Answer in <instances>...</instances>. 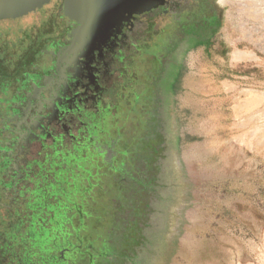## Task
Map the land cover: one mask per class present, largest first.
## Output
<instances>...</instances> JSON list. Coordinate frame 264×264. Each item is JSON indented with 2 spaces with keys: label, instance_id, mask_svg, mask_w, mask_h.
I'll use <instances>...</instances> for the list:
<instances>
[{
  "label": "rangeland",
  "instance_id": "rangeland-1",
  "mask_svg": "<svg viewBox=\"0 0 264 264\" xmlns=\"http://www.w3.org/2000/svg\"><path fill=\"white\" fill-rule=\"evenodd\" d=\"M211 1L220 17L213 41L186 48L166 40L167 0H61L58 17L68 21L70 31L43 53L48 64L57 60L58 74L15 84L9 120L15 142L10 149L0 146L1 162L7 160L6 151L9 157L17 153L25 89L29 121H24L30 131L37 119L48 118L50 124L78 131L80 121L62 112L75 104L91 111L108 109L116 113L117 126L120 120L126 123L122 108L127 96L140 100L144 93L138 76L142 69L150 87L148 107H141L146 115L138 136L112 135L101 152L77 163L78 180L84 181L80 188L70 187L77 179L62 171L61 195L72 201L46 210L56 221L34 226L40 206L29 209L23 229L29 247L18 251L19 264H71L78 257L75 264H264L263 15L261 9L242 8L240 0ZM54 2L44 0L24 15L0 21L11 20L14 29L25 26L29 32L14 40H23L30 51L35 42L43 44L39 32L45 23L56 19ZM156 48L172 51H163L160 68L150 63L153 57L143 64V53ZM14 51L9 52L13 60ZM237 53L244 59L236 60ZM99 55L108 61L103 78L93 67L92 57ZM80 65L87 67L90 85L79 81V69L72 78L79 82L74 83L75 99H63L60 87L68 88L69 72ZM137 84L142 88L138 93L133 89ZM86 86L92 93L89 102L82 93ZM39 158L44 155L30 154L31 172ZM90 161L97 167L84 170ZM124 161L127 179L121 180L125 189L119 195L107 174L118 175L117 164ZM71 214L82 215L85 226L72 227ZM95 221L103 223L89 224ZM77 234L84 240L80 235L72 239ZM97 238L111 244L101 246Z\"/></svg>",
  "mask_w": 264,
  "mask_h": 264
},
{
  "label": "flooded vegetation",
  "instance_id": "flooded-vegetation-1",
  "mask_svg": "<svg viewBox=\"0 0 264 264\" xmlns=\"http://www.w3.org/2000/svg\"><path fill=\"white\" fill-rule=\"evenodd\" d=\"M54 1L52 11H54L56 19L54 21L48 20L45 23L39 32L43 44L40 45L35 42L32 44L34 48L30 51L26 48L23 40H20L19 43L14 40L18 34H20V39H22L21 35L29 32V30L25 26L24 28L20 26L14 29L10 22L11 20L8 19L0 21V122L4 121V124L0 125V146H4L7 149L13 147L15 142L13 141L14 130L11 128L12 123L9 122V120H12L14 111L12 99L15 93V84L24 83L25 79L30 76L36 78V81H41L42 77L49 75L51 72L54 75L58 74L59 64L57 60L55 59L53 65H50L44 60L43 53L47 49L48 44L51 43L52 46L58 45L62 41L63 33L65 31L68 33L70 28L67 20L58 17L61 0ZM166 15V40L168 44L185 46L186 48H191L198 44L206 45L211 43L220 20L219 14L211 0H167ZM52 26L55 27L54 33L52 32L54 29ZM35 28L36 26L32 30ZM32 40H34L33 37ZM130 43H133L131 36L127 39L126 44L130 45ZM112 46L114 45L112 44ZM11 48L15 50V60L10 57ZM92 60L96 77L100 78L102 76L103 78L101 74L102 67L107 66L105 63H108V61H102L103 55L94 56ZM79 69H83L81 74H79V81L83 85H85L84 83L90 85V74L86 71L87 67L84 65H80L79 68L75 67L74 71H70L68 74L70 77L68 88L60 87V95L63 99L69 101L70 98L75 99L76 95L72 96L74 83L79 82L77 81L78 79L72 80V78L79 72ZM89 89L86 86V91L82 92L86 102H89L92 94ZM27 91L28 89H25V92L21 95L22 117L20 121L23 123V128L22 134L15 136L17 138V153L16 155L11 153L9 157L10 153L6 151L7 160L1 162L5 157L0 158L3 159L0 160V264H8L10 260L14 261L12 264H19L21 255L18 251L29 247V237L23 233V229L24 226L28 225L30 208H33L34 212L35 208L33 206H40L38 209L39 213L36 214L34 212V226L42 224L46 227L47 222L56 221L54 214L48 213L46 210L51 207H53L52 209H58L61 207L60 204L62 205L67 200L72 201V198L68 199L61 195V192L65 193L64 184L59 179L62 171L66 170V174L77 179L75 183H70V187L80 188L79 185L84 181L78 180L77 163L86 159L89 160L92 157L89 155L91 153L98 154L99 150L101 152L104 149V140L109 139V137L112 138L111 128L117 126L113 119L116 113L108 109H100V107L91 111L86 104H81V107H79L75 102H72L70 104L71 106L75 104V108L66 107L64 109L63 107L62 112L65 113L64 115L71 114L80 121L81 125L78 131L66 128L63 124H50V118L43 121L37 119L32 124L33 127L30 131L24 121V117L28 118L27 121H29V116H26L28 114ZM146 93L143 95L145 99L140 102V106L143 108L142 111L145 110V107H148L147 101L149 97L146 96ZM102 103H104V99ZM123 111L125 114V109ZM18 113L16 112L15 114ZM145 115L146 113H144L143 117ZM143 120L145 119L143 118L142 122ZM57 131H59V135L56 136ZM30 137L32 138L31 140L29 139ZM45 150L47 153H45ZM35 153L38 155L43 154L44 159L34 160L36 168L31 172L32 165L29 164L28 159H30V154ZM104 153L106 157L111 155L107 151H104ZM0 156H2L1 151ZM119 158L117 159L118 161L123 159L122 156H119ZM94 159L93 157L90 160L95 161ZM92 161H90L89 167H84V170L97 167L94 165L96 162L92 163ZM117 165L118 175L110 170L107 176L111 179V183L115 185L117 194L122 195L125 185L121 180L126 181L127 179L126 165L128 164L127 161H124ZM111 169L114 170V165ZM47 175L49 178L46 177ZM73 197L78 199L77 195ZM75 207L78 208L80 205L76 203ZM72 212L74 213V211ZM70 216L68 223L72 227L82 228L87 223L82 215L71 214ZM96 222L89 224L97 227L98 224ZM79 235H75L72 239L77 241ZM81 235L80 238L83 241L84 235H82L83 237ZM97 241L104 247L111 244L109 240L102 241L97 238ZM79 259L81 257L75 258L71 264H75Z\"/></svg>",
  "mask_w": 264,
  "mask_h": 264
},
{
  "label": "trees",
  "instance_id": "trees-1",
  "mask_svg": "<svg viewBox=\"0 0 264 264\" xmlns=\"http://www.w3.org/2000/svg\"><path fill=\"white\" fill-rule=\"evenodd\" d=\"M163 51H160V49L156 48V49H151V50L144 52L143 58H142V60L144 61L143 64L148 62L149 57H153V61L152 62L150 61V63H153L154 61H156L157 67L160 68L161 67V65H160L161 64V58H163V55H164ZM166 51L168 53H170L172 50L168 48L167 50H165V52ZM157 67H156V69H157ZM155 73L157 74L158 72H155ZM138 76H139V82L141 83V87L144 89L143 91L145 93L149 90L148 88H150L148 83H147V81H148L147 73H145V71H143V69H142L139 72ZM141 87H140V85L137 84L133 89L138 93L142 89ZM144 93L142 95H140V97H141L140 100L137 99V97L134 98V96H132V95L127 96L129 98L126 99V104L122 108V109H125V115H127L126 116L127 120H125L126 123L122 122V124H121V120H120L118 126L111 128V131H110L111 135H114V136H116V135L120 136L121 135L122 137L126 136L128 138L138 136V133H139V130L141 127L140 125H142L141 122H142V119L144 118L143 117L144 113H141V106H140L141 100L145 99V97L143 96ZM131 143H132V141H131ZM102 223L98 224V222H97L98 226L102 225Z\"/></svg>",
  "mask_w": 264,
  "mask_h": 264
},
{
  "label": "water",
  "instance_id": "water-1",
  "mask_svg": "<svg viewBox=\"0 0 264 264\" xmlns=\"http://www.w3.org/2000/svg\"><path fill=\"white\" fill-rule=\"evenodd\" d=\"M44 0H0V17H17L24 15L30 8L39 5ZM105 1L124 2L125 0H93L94 3Z\"/></svg>",
  "mask_w": 264,
  "mask_h": 264
},
{
  "label": "bare ground",
  "instance_id": "bare-ground-1",
  "mask_svg": "<svg viewBox=\"0 0 264 264\" xmlns=\"http://www.w3.org/2000/svg\"><path fill=\"white\" fill-rule=\"evenodd\" d=\"M241 1V6L242 8H250L252 6V8L254 7V9L258 8L261 9L258 14H262L263 17H260V20H264V0H240ZM256 9V10H258ZM254 13V12H253ZM256 13V12H255ZM257 20L259 18H256ZM236 60H243L244 59V54L241 53H237L235 55Z\"/></svg>",
  "mask_w": 264,
  "mask_h": 264
}]
</instances>
